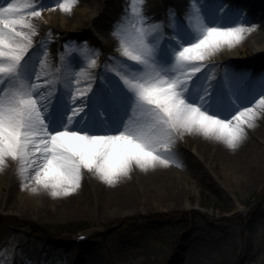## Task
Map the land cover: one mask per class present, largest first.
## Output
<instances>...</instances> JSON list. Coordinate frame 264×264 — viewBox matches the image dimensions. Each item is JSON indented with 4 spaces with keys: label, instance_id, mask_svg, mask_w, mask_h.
Instances as JSON below:
<instances>
[{
    "label": "snow or ice",
    "instance_id": "6c2138e0",
    "mask_svg": "<svg viewBox=\"0 0 264 264\" xmlns=\"http://www.w3.org/2000/svg\"><path fill=\"white\" fill-rule=\"evenodd\" d=\"M78 3L0 0V172L15 162L24 190L61 198L78 193L86 173L115 186L134 167H182L174 148L185 135L235 150L264 119V78L217 79L210 63L258 27L243 10L190 0L184 19L170 13L166 25L150 19L146 0H128L112 29L120 56L101 65L84 41L53 60L38 21Z\"/></svg>",
    "mask_w": 264,
    "mask_h": 264
},
{
    "label": "rangeland",
    "instance_id": "374dc122",
    "mask_svg": "<svg viewBox=\"0 0 264 264\" xmlns=\"http://www.w3.org/2000/svg\"><path fill=\"white\" fill-rule=\"evenodd\" d=\"M162 1L156 0L159 4ZM157 3L153 5L146 0L144 7L149 8L146 14L150 19L158 12ZM127 4L128 0H79L74 16L55 10L64 14L70 24L62 26L63 20L57 14L59 23L49 24V28L43 29V36L51 37L49 48L54 43L58 56L66 44L88 43L90 30L106 43L99 23L111 21L115 25ZM47 11L40 20L43 26L48 23ZM78 24L84 26L74 29ZM106 51L119 53L116 49H100L99 60ZM74 56L81 59L78 54ZM252 56V53L239 55L236 67ZM253 69L254 66L246 74L252 76ZM184 139L174 148L183 166H173L187 178V191L177 188L158 197L149 196L146 191L139 194L141 188L136 194L122 189L107 196L99 188L100 180L90 188L85 179L78 193L56 202L53 208L44 202L37 212L28 207L22 210L14 192L8 193L4 204L0 196V252L15 246L12 255L0 256V260L4 264H264V173L254 174L258 166L249 165L256 156L251 148L264 147V119L248 130L241 144L244 150L240 147L233 150L206 139L212 144L207 146L203 143L205 138L198 139L197 135H185ZM197 152L214 173L207 172L202 162H195ZM226 162L250 179L231 187L220 185L218 180H224L222 164ZM1 192H8V188L0 183ZM116 194L127 202L120 206L119 201L112 200ZM186 199L190 209L185 208ZM123 207L135 212L121 215ZM45 227L52 234L56 231L59 234L51 236L36 231ZM86 228H95L96 236L74 244L72 234Z\"/></svg>",
    "mask_w": 264,
    "mask_h": 264
},
{
    "label": "bare ground",
    "instance_id": "6f19581e",
    "mask_svg": "<svg viewBox=\"0 0 264 264\" xmlns=\"http://www.w3.org/2000/svg\"><path fill=\"white\" fill-rule=\"evenodd\" d=\"M207 2V0H206ZM225 3L228 4L226 0H224ZM157 2L156 0H150V4L155 5ZM159 4V3H157ZM190 0H163L161 4L157 6L158 12L154 14V18L152 20L154 21H163L165 24H168L169 21V14L175 13L176 16L179 18V20H183L186 12L189 9ZM257 4H255L254 8H250L246 14V19L255 25H258L256 29H254L253 32H251L247 38L237 45L234 48H225L223 51L217 53L214 57H212V60L210 63H215L217 65L215 71L217 75V79L223 76L225 71L229 72H242L246 73L248 69L254 66L252 76L253 78L260 79L264 78V11L259 10L257 7ZM234 7L237 10H243L242 1H238ZM149 9V8H148ZM148 9H145L147 12ZM63 20V22H60L62 26L66 25L68 26L70 24V21L64 18V14H59L57 11H47L46 20L48 21L47 25H42L40 21L39 27H40V35L43 36L44 30L49 28V24L55 25L56 23H59L58 16ZM76 15V11H73L71 14L66 13L69 17ZM152 14V12H151ZM111 14H109L110 16ZM110 22V23H108ZM106 23H99V30L103 33L102 35L105 36L107 42L105 43L102 40H98L93 31H88L90 41L88 42V45L92 48L98 49L100 54V49L105 50H117V40L112 34V29L114 24L111 21H108ZM108 23V24H107ZM84 25L80 26L79 24L74 27V29H80ZM107 27H109L110 30H106ZM42 28V29H41ZM165 31H171L169 27H165ZM39 39V37H38ZM81 41L76 42L75 44H81ZM104 46V48H103ZM50 51H51V57L53 60H58L59 56L56 55L54 43L50 44ZM60 49V47H59ZM106 54L101 56L102 64L104 61L108 60L112 56H119V53L115 52H105ZM243 53L248 54L252 53L253 56L250 59H246L244 61H241L238 67L235 65V59L238 58L239 55H242ZM102 71V68L99 69V71H96L97 74H99ZM197 138L199 139L200 136L197 135ZM185 140L184 137L180 138L176 145L179 143V141ZM206 140V139H205ZM203 140L204 144L207 146H211L212 144H209L208 141ZM198 141V140H197ZM201 143V141H198V144ZM202 144V143H201ZM242 150L243 147L239 146ZM249 147V144L247 145ZM251 147V146H250ZM258 149L251 148V152L253 153L256 151V156L250 161L249 165H256L258 168L255 170L256 175H262L264 173V147L263 146H255ZM239 151H242V150ZM197 157L196 163L202 162L204 164V168L207 170V172L214 173L212 166L208 164L203 159V156L201 153H195ZM201 160V161H200ZM238 166V163L236 164ZM15 162L9 161L8 165L6 166L5 170L3 172H0V183L8 188V192L6 193H0V196L2 197V203H5V199L8 195V193L14 192L18 197V205L21 207L22 210L26 209L27 207L37 212L39 208L44 204V202L49 203L52 205V208L56 205V202H60L63 198L67 197H52L49 193L45 191H41L40 193H32L30 190H24L21 187L20 179L15 171ZM238 169L234 168V166H230L229 162L223 163L221 171H223L224 180H218V176L216 175L217 180L219 181L220 185H229L235 186L239 185V182L245 180H249L248 174L245 173H238L236 172ZM85 179L88 181L89 187L92 188L95 183L99 180L97 177L87 174L85 175ZM84 179V180H85ZM105 185V186H103ZM134 187V188H133ZM99 188L103 189L105 193L108 195L113 194L115 191L120 192L122 189L130 190L137 192L141 188V192L139 191V194H143L145 191L149 196L155 195L158 197H163L166 194H169L173 191V189H177L181 191H187V178L185 175L181 172H179L178 168L174 165L170 167H158L156 169H149L148 171H144L142 169H139L138 167H134L131 174L127 177H123L118 184L115 186H109L103 181L100 180ZM106 190H105V189ZM143 190V191H142ZM171 194V193H170ZM175 194V192H174ZM118 194L114 195L112 200L119 201L120 206L122 203L127 202L125 200H120L117 198ZM154 196V197H155ZM176 196V194H175ZM169 199V198H168ZM173 199V198H170ZM2 204V206H4ZM185 208L190 209L191 204L186 199L185 200ZM135 211L130 209L120 208V214L125 215L128 213H133ZM81 255V253H80Z\"/></svg>",
    "mask_w": 264,
    "mask_h": 264
},
{
    "label": "trees",
    "instance_id": "16d2710c",
    "mask_svg": "<svg viewBox=\"0 0 264 264\" xmlns=\"http://www.w3.org/2000/svg\"><path fill=\"white\" fill-rule=\"evenodd\" d=\"M4 223H5V222H4ZM32 226H34V225H32ZM36 231H37V232L44 231L46 234L51 235V236H56L57 234H59V231H56L55 234H52L51 229L48 228V227H45L44 230H41V229L37 228Z\"/></svg>",
    "mask_w": 264,
    "mask_h": 264
}]
</instances>
